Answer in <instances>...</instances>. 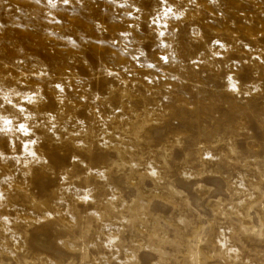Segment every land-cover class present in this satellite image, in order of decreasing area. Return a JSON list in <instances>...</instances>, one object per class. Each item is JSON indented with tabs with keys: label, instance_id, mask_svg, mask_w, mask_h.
<instances>
[{
	"label": "rangeland",
	"instance_id": "rangeland-1",
	"mask_svg": "<svg viewBox=\"0 0 264 264\" xmlns=\"http://www.w3.org/2000/svg\"><path fill=\"white\" fill-rule=\"evenodd\" d=\"M120 2L0 0V264H264V0Z\"/></svg>",
	"mask_w": 264,
	"mask_h": 264
},
{
	"label": "snow or ice",
	"instance_id": "snow-or-ice-1",
	"mask_svg": "<svg viewBox=\"0 0 264 264\" xmlns=\"http://www.w3.org/2000/svg\"><path fill=\"white\" fill-rule=\"evenodd\" d=\"M37 2H39V0H37ZM73 0H47L48 5L51 8H56L57 7V3H62L65 6H68L70 4H72ZM77 3H82L83 0H76ZM96 0H93V3H95ZM109 3H117V0H108ZM159 4L165 8V11L163 12V15H157V16H153L151 18V25L153 27H156L157 25H159L160 28H165L167 27V25L164 24H160V20L163 18V16H167L168 14H170L172 12V9L170 7H167L168 5V0H159ZM118 7L120 8H133L135 7L136 12H139L140 9L138 7H136L134 4H130L128 3V0H123V2H120L117 4ZM127 15L130 18L133 19H138V17H133L132 12H128ZM52 22H56V23H61L62 21L56 20L55 17H52ZM130 27H134L132 25H130ZM122 36H131V33H121ZM156 36L163 38L165 37V32L164 31H159L157 33H155ZM161 47H167V44L163 41H161L160 44ZM159 59H161L163 62L167 63L168 62V57L167 56H162ZM149 67H155V65H149ZM175 79V77H174ZM228 80L231 81L232 77H228ZM55 88L58 91H64V87L62 84L57 83L55 85ZM232 90H236L235 89V85H232ZM15 94V97H17L19 99V103H16L13 101L12 99V94ZM35 97H36V93L33 92L31 94H22L19 91H16L15 89L8 87L7 89H5L3 86H0V135H3L5 137H7L9 134L12 133H19L20 135L24 136V137H30L31 136V130H30V126L27 123H24L20 120V117H23V120H29L31 119L30 115H28V109L25 107V105H31L33 103H35ZM6 107H10L11 109H14L17 113L20 114V117H17L15 115L12 114H6L3 110ZM9 143H14V141H9ZM29 143H35V141L29 140L26 143H23L21 146L25 149L28 148V144ZM32 156H36L35 152H30L29 153Z\"/></svg>",
	"mask_w": 264,
	"mask_h": 264
}]
</instances>
